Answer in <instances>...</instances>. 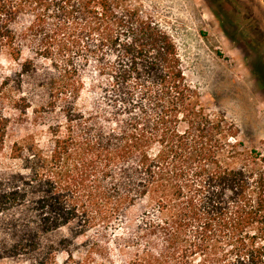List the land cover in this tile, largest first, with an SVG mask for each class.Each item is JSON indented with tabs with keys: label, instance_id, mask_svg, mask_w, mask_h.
Returning a JSON list of instances; mask_svg holds the SVG:
<instances>
[{
	"label": "trees",
	"instance_id": "1",
	"mask_svg": "<svg viewBox=\"0 0 264 264\" xmlns=\"http://www.w3.org/2000/svg\"><path fill=\"white\" fill-rule=\"evenodd\" d=\"M25 50L50 68L24 59L0 80V108L46 140L10 148L25 173L0 176V261L53 262L48 236L67 227L63 243L87 239L98 257L133 249L121 264H264V155L207 111L174 39L139 4L0 0V55L20 62ZM10 124L0 115V151Z\"/></svg>",
	"mask_w": 264,
	"mask_h": 264
},
{
	"label": "rangeland",
	"instance_id": "2",
	"mask_svg": "<svg viewBox=\"0 0 264 264\" xmlns=\"http://www.w3.org/2000/svg\"><path fill=\"white\" fill-rule=\"evenodd\" d=\"M145 14L162 25L174 39L188 80L198 89L204 107L211 114L224 115L238 130L239 149L257 150L264 155V2L262 0H132ZM32 60L38 71L50 63L25 50L20 62L8 54L0 55V80L10 73L18 75L19 63ZM86 98L82 93L81 103ZM31 111L29 110V113ZM11 120L4 148L0 151V176L25 173L22 163L10 157V148L28 133L45 141V129L37 124L29 132L14 126L13 113L0 108ZM234 142V141H232ZM143 206L126 213L125 226L131 227ZM67 227L52 232L48 243L61 247L53 262L45 264H121L133 249L118 253L114 245L98 257L91 242L79 238L76 245L64 242ZM69 246V247H67ZM70 248V249H69ZM70 250L72 257H70ZM38 252L22 251L0 264H37Z\"/></svg>",
	"mask_w": 264,
	"mask_h": 264
}]
</instances>
